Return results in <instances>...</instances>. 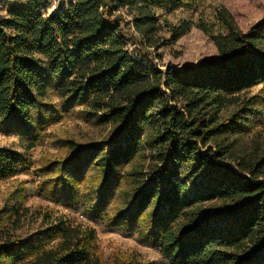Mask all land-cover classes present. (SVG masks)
Wrapping results in <instances>:
<instances>
[{
	"label": "trees",
	"instance_id": "trees-1",
	"mask_svg": "<svg viewBox=\"0 0 264 264\" xmlns=\"http://www.w3.org/2000/svg\"><path fill=\"white\" fill-rule=\"evenodd\" d=\"M186 1L71 0L53 13L44 0L12 7L0 17V125L37 135L33 113L51 86L88 102L91 117L114 130L101 144L73 143L70 175L55 177L51 197L76 200L95 167L101 191L90 206L111 226L140 224L147 243L182 264H264V155L235 156L217 139L246 126L237 115L221 122L217 111L264 85V20L243 31L220 9L228 33L212 37L218 57L166 71L128 50L131 29L147 47L162 46L155 8ZM189 30L170 27L174 40ZM144 150L146 171H132L133 195L109 217L105 204ZM22 165L16 150L0 147V179ZM13 214L0 225V264H104L95 229L57 219L37 239L20 238L23 215Z\"/></svg>",
	"mask_w": 264,
	"mask_h": 264
},
{
	"label": "rangeland",
	"instance_id": "rangeland-1",
	"mask_svg": "<svg viewBox=\"0 0 264 264\" xmlns=\"http://www.w3.org/2000/svg\"><path fill=\"white\" fill-rule=\"evenodd\" d=\"M29 0H0V17L12 7L25 5ZM220 9L228 10L238 27L247 31L264 20V0H188L184 3L168 2L156 7L155 12L163 24L159 38L163 44L158 49L149 48L141 38L130 30L128 50L137 58L146 60L159 70L182 67L186 63L197 64L202 58L218 57L219 53L212 37L227 34L223 23L217 19ZM43 10V8H41ZM50 13V11H48ZM129 19V18H128ZM185 23L190 30L177 40L173 39L170 27H181ZM234 105L217 111L221 122L233 115L246 126L239 132H225L217 139L231 144L236 155L262 157L264 155V85H257L239 94ZM42 105L34 113V128L37 135L29 137L17 126L0 125V147L16 150L23 159L18 173L0 179V225L13 221V212L18 209L23 215L17 235L20 238L37 239L43 229L57 219L73 225H82L96 231L95 251L104 264H125L138 260L154 264H182L164 255L158 246L147 243L141 236L145 227L135 224L126 228L113 227L109 219L94 212L90 201L100 195L99 171L95 167L87 170L78 187V198L67 201L50 195V185L57 175H70V159L74 155L73 143L80 147L101 144L114 130L111 124L98 123L88 113V102L77 98H63L51 86ZM222 143V144H223ZM210 145H214L213 143ZM149 153L144 150L127 168L123 180L105 204L106 215L114 217L123 212L134 191L132 171H146ZM59 190L58 193H60ZM63 201H62V200Z\"/></svg>",
	"mask_w": 264,
	"mask_h": 264
},
{
	"label": "built area",
	"instance_id": "built-area-1",
	"mask_svg": "<svg viewBox=\"0 0 264 264\" xmlns=\"http://www.w3.org/2000/svg\"><path fill=\"white\" fill-rule=\"evenodd\" d=\"M47 4V11L53 13L56 11L60 6L69 3L71 0H44Z\"/></svg>",
	"mask_w": 264,
	"mask_h": 264
}]
</instances>
